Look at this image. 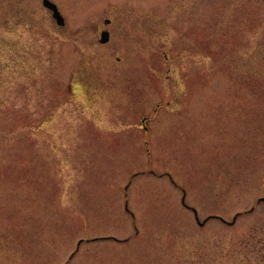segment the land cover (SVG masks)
Segmentation results:
<instances>
[{"label": "rangeland", "instance_id": "obj_1", "mask_svg": "<svg viewBox=\"0 0 264 264\" xmlns=\"http://www.w3.org/2000/svg\"><path fill=\"white\" fill-rule=\"evenodd\" d=\"M53 1L0 0V264H264V0Z\"/></svg>", "mask_w": 264, "mask_h": 264}, {"label": "water", "instance_id": "obj_2", "mask_svg": "<svg viewBox=\"0 0 264 264\" xmlns=\"http://www.w3.org/2000/svg\"><path fill=\"white\" fill-rule=\"evenodd\" d=\"M43 4L52 11L53 17L56 19L59 25H65L66 23L65 17L61 13L58 5L55 2H53L52 0H43ZM109 38H110V34L108 31L102 32V37H101L102 42H107ZM236 218L237 216L235 217L234 221L236 220Z\"/></svg>", "mask_w": 264, "mask_h": 264}, {"label": "flooded vegetation", "instance_id": "obj_3", "mask_svg": "<svg viewBox=\"0 0 264 264\" xmlns=\"http://www.w3.org/2000/svg\"><path fill=\"white\" fill-rule=\"evenodd\" d=\"M108 23H110V20L108 19ZM165 56H166V58H169L170 56H169V54L168 53H166V51H165Z\"/></svg>", "mask_w": 264, "mask_h": 264}]
</instances>
